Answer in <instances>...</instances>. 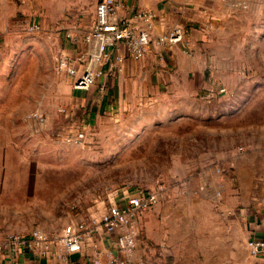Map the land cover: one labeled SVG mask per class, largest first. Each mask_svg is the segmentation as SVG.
<instances>
[{"label":"rangeland","instance_id":"374dc122","mask_svg":"<svg viewBox=\"0 0 264 264\" xmlns=\"http://www.w3.org/2000/svg\"><path fill=\"white\" fill-rule=\"evenodd\" d=\"M96 1L10 0L16 22L7 30L10 63L0 70V235L56 233L156 188L157 202L141 217L140 239L149 242L146 252L138 245L142 258L242 263L238 208L264 200V0H205L208 29L220 41L212 48L225 55L223 91L170 90L101 113L83 131L59 111L71 90L56 64L67 41L62 22L85 31ZM70 127L80 139L66 138ZM147 226L159 240L146 236ZM173 229L188 232L182 250L166 246ZM215 229L233 230L234 241Z\"/></svg>","mask_w":264,"mask_h":264},{"label":"crops","instance_id":"0c3cea01","mask_svg":"<svg viewBox=\"0 0 264 264\" xmlns=\"http://www.w3.org/2000/svg\"><path fill=\"white\" fill-rule=\"evenodd\" d=\"M127 2L130 10L152 9L157 13L154 33L174 24L187 27L188 45L184 50L181 44L163 48L151 44L144 57L140 59L125 56L119 64L112 63L98 78L97 83L87 90L73 88V78L66 74L71 90V96L66 105L68 109L66 115L73 118L72 126L76 125L83 131L96 120L98 115L112 113L122 105L154 101L159 95H164L170 90L199 94L211 89L218 92L222 87L218 62L220 57L223 58L225 55H220L217 48H212V43L220 41L219 37L208 29L209 22L211 24V15L205 0H127ZM13 15L14 5L10 0H0V70L4 64L10 63V52H7L10 50V33L7 30L10 29V23L16 22L13 20ZM92 19L85 31L83 28H77L75 23L62 22L67 41L64 43V51L60 52L64 53L77 67L82 64L80 61L82 59H78L79 55L90 50L82 36L89 29ZM72 128V130H78ZM237 213L242 224L240 238L243 249L249 253L246 244L248 239L264 240V200L243 203ZM142 215L140 216L141 225ZM145 233L148 238L154 241L159 240L149 226L146 227ZM211 233L215 236L226 233L231 241H234V232L231 229H215L211 230ZM187 236L188 232L185 229L170 230L166 233V246L174 251L182 250L186 245ZM143 242L140 239L138 245L143 243L141 250L146 252L149 242ZM139 246H137L136 254L139 257H145L143 252L140 253ZM113 247V236L99 231L86 240L79 251L68 254L67 264H91L96 252L101 255L102 264H118L115 261H109L108 252L116 258L119 256V252ZM60 253L54 244L50 245L44 254L24 250L12 253L3 249L0 252V264H61ZM248 253L240 264H264V251L259 255ZM174 264L183 263L177 261Z\"/></svg>","mask_w":264,"mask_h":264},{"label":"built area","instance_id":"2783aa9c","mask_svg":"<svg viewBox=\"0 0 264 264\" xmlns=\"http://www.w3.org/2000/svg\"><path fill=\"white\" fill-rule=\"evenodd\" d=\"M157 13L152 9L130 10L127 0H98L89 29L82 38L90 47L85 54H80L82 64L77 67L70 62L64 53L57 57V69L73 78L72 87L87 90L97 83L98 78L112 63L119 64L125 56L132 59L144 57L151 44L159 48L181 44L184 50L188 45L187 27L174 24L154 33ZM39 26L34 23L31 29ZM220 87L218 91H223ZM59 111L67 114L66 106ZM34 119H43L40 113L30 114ZM66 132V138L80 139L82 131ZM159 190L147 191L123 196L118 202L109 203L98 216L87 220L69 222L59 232L48 233L41 228H34L26 233L7 232L0 237V252L7 249L14 253L18 250L44 254L54 244L60 250L61 264H67V256L79 251L86 240L101 231L113 236L114 249L119 252L118 258L109 254L110 262L118 264H150L136 254L140 241V216L158 200ZM96 246V243H93ZM251 255L264 251V240L250 238L246 242ZM91 264H102V257L95 253Z\"/></svg>","mask_w":264,"mask_h":264}]
</instances>
